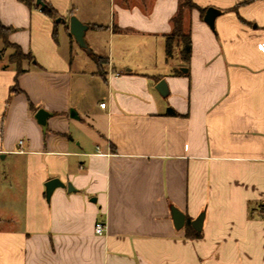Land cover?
<instances>
[{
    "label": "crops",
    "instance_id": "0c3cea01",
    "mask_svg": "<svg viewBox=\"0 0 264 264\" xmlns=\"http://www.w3.org/2000/svg\"><path fill=\"white\" fill-rule=\"evenodd\" d=\"M43 1L55 18L0 0L9 42L34 56L0 60V264H264V0H192L220 14L212 28L190 11L189 63L166 51L185 0ZM56 178L74 189L48 202ZM172 206L205 212L200 238Z\"/></svg>",
    "mask_w": 264,
    "mask_h": 264
},
{
    "label": "trees",
    "instance_id": "16d2710c",
    "mask_svg": "<svg viewBox=\"0 0 264 264\" xmlns=\"http://www.w3.org/2000/svg\"><path fill=\"white\" fill-rule=\"evenodd\" d=\"M22 2L26 3L27 5L33 7L36 4V0H21ZM190 2L188 12L184 10V8H181L177 15L173 18V31L167 35V41H166V51L167 55L171 57L176 49V46L180 49V56L181 59L185 63H189L191 59L192 54V40H191V30H190V11L193 9H198L201 12V16L205 17L206 9L200 8L197 6L192 0H188ZM44 13H46L48 16L55 18L57 15L54 8H52L49 4L46 3V6L42 9ZM13 31L11 27L5 26L0 19V38L5 41L6 48L12 47L18 53L23 52L21 47L16 44H12L9 42L8 37L10 33ZM29 59L34 61V56L31 52L26 53ZM93 57L100 62L102 58H99L98 56L92 54ZM10 61L13 63H19L21 64V60H19V56L16 53H13L10 56ZM24 71L23 69L19 70V73ZM182 73V72H180ZM14 91H17V88L15 87ZM169 114L178 116L179 114L172 108H169L168 111ZM186 231L187 235L192 238H200L202 236L201 232L196 231L192 226V221L190 219L186 222Z\"/></svg>",
    "mask_w": 264,
    "mask_h": 264
},
{
    "label": "water",
    "instance_id": "95a60500",
    "mask_svg": "<svg viewBox=\"0 0 264 264\" xmlns=\"http://www.w3.org/2000/svg\"><path fill=\"white\" fill-rule=\"evenodd\" d=\"M36 4L39 5L41 7V9H43L46 6V3L43 0H36ZM220 14V12L214 8H209L205 14V21L212 27H215V19L216 17ZM65 22L66 20L63 18H58L56 21L60 22V21ZM89 29V25L83 23L76 15H72L70 18V33L73 35L75 41L78 43V45H80L82 48H85L87 50H89V46L87 44V40H86V32ZM182 71L184 72H188V68L183 67ZM157 89L158 91L162 94V95H167L169 90H168V86L165 80H161L158 84H157ZM71 115L73 117H77V113L72 110L71 111ZM49 116V113L44 110V109H40L36 115L37 120L39 121L40 124L42 125H46L47 123V118ZM46 199L48 202L51 201V197L53 194V191L57 188V187H67L69 189V191H72L74 188L72 186V184H65L64 182H62L59 179H51L49 180L46 184ZM172 211V217L174 220V224L175 227L177 229H181L186 225V216L183 212H181L178 208H176L175 206H172L171 208ZM204 220H205V212H202L197 218H195L192 221V225L193 227L201 232L203 230V225H204Z\"/></svg>",
    "mask_w": 264,
    "mask_h": 264
},
{
    "label": "rangeland",
    "instance_id": "374dc122",
    "mask_svg": "<svg viewBox=\"0 0 264 264\" xmlns=\"http://www.w3.org/2000/svg\"><path fill=\"white\" fill-rule=\"evenodd\" d=\"M184 3L187 5V10H188L190 2L188 0H185ZM57 19H58V17L56 18V20ZM59 31H60V34H63V32H64L63 22L62 23H59ZM86 40L87 41H90L88 38ZM87 44H88V42H87ZM88 46H89V44H88ZM9 48H11V49H9ZM9 48H6L4 42L2 40H0V53H1L0 55H2L1 58H0V60L8 57L10 55V53L13 52V53L18 54L19 60H21V63L28 62L29 57L27 56V54L25 52L18 53V51H16L12 47H9ZM77 48H78V50H83V52L84 51L87 52V49L82 48L80 45H77ZM175 52H177L176 49H175ZM102 61L103 60L101 59L100 62L102 63ZM11 166H12V160L10 158L8 160H4V161L0 160V176L7 175L8 172H10ZM0 203H3V202H1V199H0Z\"/></svg>",
    "mask_w": 264,
    "mask_h": 264
},
{
    "label": "built area",
    "instance_id": "2783aa9c",
    "mask_svg": "<svg viewBox=\"0 0 264 264\" xmlns=\"http://www.w3.org/2000/svg\"><path fill=\"white\" fill-rule=\"evenodd\" d=\"M105 105L106 103L101 104L102 107H105ZM106 228H107V225L104 221H97L95 224V233L97 235H104L106 232Z\"/></svg>",
    "mask_w": 264,
    "mask_h": 264
}]
</instances>
